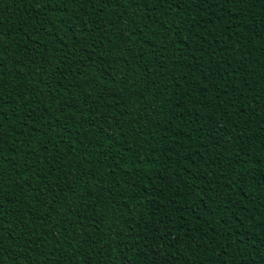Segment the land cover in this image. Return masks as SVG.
I'll return each mask as SVG.
<instances>
[{
    "label": "trees",
    "instance_id": "1",
    "mask_svg": "<svg viewBox=\"0 0 264 264\" xmlns=\"http://www.w3.org/2000/svg\"><path fill=\"white\" fill-rule=\"evenodd\" d=\"M0 264H264V0H0Z\"/></svg>",
    "mask_w": 264,
    "mask_h": 264
}]
</instances>
